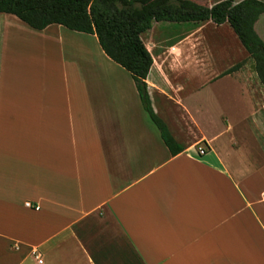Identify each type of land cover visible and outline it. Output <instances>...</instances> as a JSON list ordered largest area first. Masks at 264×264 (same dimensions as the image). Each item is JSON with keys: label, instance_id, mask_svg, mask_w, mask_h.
<instances>
[{"label": "crops", "instance_id": "obj_1", "mask_svg": "<svg viewBox=\"0 0 264 264\" xmlns=\"http://www.w3.org/2000/svg\"><path fill=\"white\" fill-rule=\"evenodd\" d=\"M192 24L181 44L230 28ZM254 31L264 44V14ZM239 46L240 64L178 72L147 49L171 156L95 35L0 13V264H264V87Z\"/></svg>", "mask_w": 264, "mask_h": 264}, {"label": "trees", "instance_id": "obj_2", "mask_svg": "<svg viewBox=\"0 0 264 264\" xmlns=\"http://www.w3.org/2000/svg\"><path fill=\"white\" fill-rule=\"evenodd\" d=\"M0 13L11 14L35 30L55 24L95 35L105 55L130 74L143 111L171 156L183 149L154 113L145 82L153 60L141 35L153 23H227L253 60L264 87V44L254 31L255 22L264 14L261 0H222L212 7L189 0H0Z\"/></svg>", "mask_w": 264, "mask_h": 264}, {"label": "rangeland", "instance_id": "obj_3", "mask_svg": "<svg viewBox=\"0 0 264 264\" xmlns=\"http://www.w3.org/2000/svg\"><path fill=\"white\" fill-rule=\"evenodd\" d=\"M192 25V23L171 25L169 23H153L152 28L141 36L142 41L157 60L171 61L174 66H168L169 69H174L177 72L181 69V64L194 62L195 59L202 60L204 63H212L215 60L216 62L218 61L217 63L222 62L221 64L224 65V63L228 62V58H232L235 59L233 63L240 64L243 59L238 53L240 42L227 26L223 28L206 27L202 32L189 40H184L181 44V40L185 39L184 29L192 27ZM219 43H225L231 49L224 50L219 46ZM173 46L175 47L171 49ZM119 71L127 75L122 70ZM199 84V81L186 82L188 92L193 93L192 90H196V86ZM219 89L225 92L228 91L230 102L235 101V105L237 107L240 106L236 88L231 85H225L219 87ZM193 95L188 94V97H192ZM192 109H195L194 106ZM238 112L239 110L236 109V112L233 114L238 116ZM159 116L165 124L169 125L167 118L163 114Z\"/></svg>", "mask_w": 264, "mask_h": 264}, {"label": "built area", "instance_id": "obj_4", "mask_svg": "<svg viewBox=\"0 0 264 264\" xmlns=\"http://www.w3.org/2000/svg\"><path fill=\"white\" fill-rule=\"evenodd\" d=\"M204 153H205L204 149L201 148V149L198 150V154L199 155H203ZM26 206L29 207L30 206L29 203H27Z\"/></svg>", "mask_w": 264, "mask_h": 264}]
</instances>
